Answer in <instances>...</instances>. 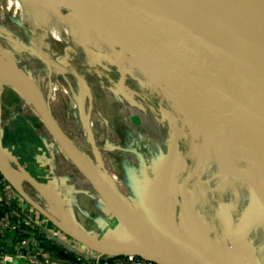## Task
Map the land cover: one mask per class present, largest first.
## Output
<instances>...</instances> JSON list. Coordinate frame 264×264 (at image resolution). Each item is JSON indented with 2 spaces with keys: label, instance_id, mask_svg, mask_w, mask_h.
<instances>
[{
  "label": "bare ground",
  "instance_id": "obj_1",
  "mask_svg": "<svg viewBox=\"0 0 264 264\" xmlns=\"http://www.w3.org/2000/svg\"><path fill=\"white\" fill-rule=\"evenodd\" d=\"M115 1L136 13L141 12L147 18L160 19L174 26L209 51L264 77V70L260 68L264 65V61L260 60L262 59L260 56L264 54V0H257L256 4L254 0H245V2L242 0ZM3 9L16 15L18 23L30 31L38 48L42 49L45 46L49 50L51 59L46 57L47 53L41 49L38 52L41 53L42 58L47 59L51 67L56 69L55 72H67L66 67L58 62L70 50L82 54L90 65L101 64L104 68H115L119 74L116 81L117 90L123 92L134 106L136 102L133 101V97L140 96V93L144 94V98H149L148 100L155 99L161 115L160 120H165L169 124V129L171 128L175 133V137L179 139L183 147L178 149L176 146L164 143L170 155L166 160L163 156L161 160L165 175H162L163 179L161 178L159 182L157 180L151 183L146 189V193L150 190L151 195L153 194V201L156 200L155 207L152 208L154 205L152 199L150 201L148 199V204L142 205L134 201L131 196L123 194L118 175L103 169L98 152L93 153L94 161L67 140L68 153L87 170L90 184L98 190L106 206L115 203L118 211L124 213V216L130 213L138 217V221L132 222L133 225L130 224L131 226L128 227L130 235L122 244L114 242V239L99 241L90 235L80 234L73 228L71 231L103 250L139 251L153 259L156 258L154 253L164 256H183L196 262L198 258L195 259L192 236L189 239L181 236L184 227L191 231L198 230L192 231L194 234L197 232L208 234L207 240L212 245L210 256L213 259L225 258L226 264L241 262L246 264L247 259L250 258L249 255L253 256L255 252L258 253L260 264H264V248H262L264 247V207L260 203L264 201V194L256 196L254 191L255 196L252 195L255 182L261 185L262 190L264 189V117L242 101L229 96L225 89L211 81L208 75L172 68L127 44L128 40L135 45L143 46V41L135 32L125 27L120 17L104 10L100 4L87 0H0V11ZM253 11H256V17L251 14ZM138 17L142 23H145V17L142 18L141 15ZM0 37L7 41H16L1 30ZM242 43L254 46L255 52L242 46ZM252 58H255L254 61L251 60ZM14 62L10 53L0 44V66L2 68L3 64L13 66ZM18 80L27 91L28 99L36 108H40L42 100L39 93L31 87L30 81L23 77H19ZM126 81L136 87L140 93L125 86ZM76 83L75 89L65 88V94L73 105L78 103L75 92L80 91L83 94V91L88 88L83 74L76 75ZM227 98L235 100L234 102L244 114L234 107L227 106L223 102ZM138 107L143 110V107ZM233 109L239 120L244 121L245 126L241 129V134L248 139L252 152L250 154L255 155L258 162V170H254L255 173L252 172L253 179L250 180L248 179L249 171L246 172L249 167L247 156L234 154L224 156V165H219L215 162V155L203 147L202 131L208 132L211 140L212 134L215 133L206 127L212 124L217 130V124L222 122L224 117H229ZM207 110H217L216 112H220V115L213 117ZM53 128L59 141L62 142L64 137L60 136L59 129L55 125ZM230 128L235 132L240 130L236 131L234 126ZM205 138L207 139L206 136ZM64 140L66 141L65 138ZM138 140L143 144L155 143L149 137ZM220 140H222L221 137ZM224 141L228 142L226 136ZM156 147L159 148V146ZM218 165L223 169L221 168L222 170L217 173ZM184 175L191 177L192 181H195L194 184L199 181L207 185V192L203 199L199 193H195L192 186L194 196L189 195L188 189L181 182ZM168 187L170 188L167 196L170 192L172 195L176 194L175 198L179 201L175 202L177 207L165 204L161 198L162 193L166 194ZM235 188L242 191L244 202L243 198L240 200V194L235 193ZM224 202L226 204H222ZM209 205H222L220 221L212 219ZM251 205L254 206L255 213L251 212ZM225 208L234 214L230 225L226 224V218L222 215ZM111 211L114 213V210ZM53 214L59 221L64 219L59 214L54 212ZM254 217H259L262 225V231L261 228L259 229L263 242L261 245H250L251 236L241 229L248 222L250 224ZM203 220L204 227L200 223ZM122 229L119 225L117 233L126 232ZM129 239L132 243L128 242ZM125 243L128 244L124 245ZM179 248H183L184 251L180 252Z\"/></svg>",
  "mask_w": 264,
  "mask_h": 264
},
{
  "label": "rangeland",
  "instance_id": "obj_2",
  "mask_svg": "<svg viewBox=\"0 0 264 264\" xmlns=\"http://www.w3.org/2000/svg\"><path fill=\"white\" fill-rule=\"evenodd\" d=\"M254 1L256 4L257 0ZM255 8L257 10L256 6ZM157 20L161 21L160 19ZM0 30L5 35L12 38V40H16L15 42L11 40L7 41L5 38L0 37V44L8 53H10L15 61L14 65L24 75L33 80L34 86L45 103L51 118L55 121L64 135L75 147L82 150L83 153L87 154L90 159H93L94 161L93 153L98 152L100 159L102 160L103 169L105 168V170L114 172L118 175L120 183L123 185H121V187L124 191V195L131 196L134 201L139 202L142 205L148 204V199L149 201L152 199V203L154 204L152 208H154L156 200L154 199L153 201V194L151 195L150 190L149 193H146V189L149 188L151 183L157 180L159 182L162 175H165L162 171L161 160L163 156H165L166 160L169 153L165 148L164 143L176 146L178 149L183 148L179 139L175 137V133L171 128L169 129V124H167L165 120H160L161 115L158 111L157 101L155 99L148 100L149 98H144V94L140 93L136 87L126 81L125 86L130 87L135 90L136 93L141 94L140 96L135 95L133 97V101L136 102V105L134 106V104L126 98L123 92L117 90L116 81L118 80L119 74L115 68H104L101 64L90 65L86 62V59L82 54H77L73 50L68 51V54L58 62L61 66L66 67L67 72H55L56 69L49 65L47 59L41 57V53L38 52L41 48H38L37 45H35L30 31L23 28L18 23L16 15H13L9 10L7 11L6 9H3L0 11ZM243 45L250 51L255 52V48L251 44L242 43V46ZM41 50L44 53H47L46 57L51 59L49 56V50L45 46H43ZM260 57L262 58L260 60L264 61V54ZM254 59L255 58H252L251 60L254 61ZM88 66H90V68ZM260 68L264 70V65ZM77 74H83L87 81L88 88L83 91V94H81L80 91L75 92L74 95L75 98H77L78 103L73 105L65 94V88H77L75 87V84H77ZM3 77H5V71L2 70V67L0 66V98L2 102H4L6 109L9 110L7 117L11 122L12 130L16 128L17 130H22L25 134H34L33 136L38 138L35 145H42V141H44L45 144L53 147L56 155H60V157L62 156L68 160L49 127L42 119L39 110L35 107L34 103L28 99L27 91L20 80L15 77H11L12 81L9 79L5 80ZM234 101L235 100L227 98L223 102H225L227 106L234 107L244 114V112L241 111L242 109H239ZM11 103L19 106L18 108L21 109L17 110L13 105L14 108L11 107ZM138 106L143 107V110ZM216 111L217 110H211L209 111V114H212L213 117H218L220 112L217 113ZM233 126L236 131L240 129L239 132H235L230 128ZM244 126V121L239 120L238 115L233 109L229 117H224L222 122L217 124V130H215V127L212 124L206 127L215 133L212 134L211 140L208 132L202 131L201 135L204 149L207 151L209 150L215 155V162H218L219 165H224L225 157L228 155L231 156L234 154L237 156H247L248 158H246V160L249 167L246 169V172L248 173L249 171L250 176H248V179L250 180L253 179L251 175L252 172L255 173L254 170H258V162L256 156L250 154L251 150L248 145V139L241 134V129H244ZM215 135H217V137ZM225 136L228 142L224 141ZM148 137L155 143L145 142L143 144L138 140L140 138L147 139ZM220 137L222 140H220ZM62 140L61 145L68 152L69 146L67 139L65 141L63 138ZM156 146H159V148ZM0 154L7 157L1 151ZM59 158L57 159V164L55 163L56 172L62 175L63 173L70 171L80 179L81 175L74 165L71 163L72 166L68 169L65 164L60 163L62 161H60ZM63 158L62 160H64ZM6 159L9 162L10 158L7 157ZM219 165L217 173L223 169ZM165 179H167V177ZM181 182L186 186L191 197L194 196L191 186L195 193H199L202 199L205 197L207 185L203 184V182L197 181L195 183L196 187H194L195 181H192L191 177H188L187 175L182 177ZM169 188L170 187L166 189L165 195L161 192L163 195L161 198L164 200L165 204L177 207L179 201L175 198L176 194L173 193L172 195L170 192L169 196H167ZM253 188V196H255V194L256 196H261V193L264 194V189H261V185L258 182H255ZM236 192L240 194V200L243 198L244 202L242 191L239 188H235V193ZM260 203L264 207V201ZM114 204L115 203H112L108 206L109 210H114L116 217L118 215V224L126 231L125 233L130 235L128 227L131 226L130 224H132V222H137L138 217L131 215L130 213L129 215L124 216L125 214L120 213L116 207L117 205L115 204V206ZM222 204H226V202ZM220 206L209 205L208 209L214 221H220ZM259 206L260 205L258 204V207ZM250 207L251 212L255 213L256 210L254 209V206L251 205ZM152 210L154 211V209ZM52 211L57 215L59 214V216L61 215L64 217V219L62 218V220H58V222L68 230L73 228L80 234L90 235L79 230L74 222L67 217L65 212L62 213V208L56 207ZM173 211L175 215L176 209L174 208ZM244 213H246L245 208ZM222 215L226 218V224L230 225L234 215L233 212L225 208L222 211ZM150 216L152 217L151 210ZM200 223L201 226L204 227L205 221H200ZM118 226L116 227V231ZM260 228L262 231L259 217H254L250 224L248 222L241 227V229L247 231V234L251 236L250 245H261L263 243L261 241ZM190 231L191 230L183 227L181 236H186L187 239L192 236V241L194 243L193 250L196 253L197 258L200 259L199 262H203L204 264H226L225 258L213 259V257L210 256L212 255V252H210L212 245L211 242L207 240L208 234H206V232H197L194 234L192 231L196 232L198 230ZM114 242L118 241L115 240ZM128 242L132 243L130 239ZM127 244L128 243H125L124 245ZM262 248L264 247L262 246ZM251 256L252 255L250 254V258L247 259L248 262L246 264H260L258 253L256 254L253 252V256ZM240 264H244V262H241Z\"/></svg>",
  "mask_w": 264,
  "mask_h": 264
},
{
  "label": "crops",
  "instance_id": "obj_3",
  "mask_svg": "<svg viewBox=\"0 0 264 264\" xmlns=\"http://www.w3.org/2000/svg\"><path fill=\"white\" fill-rule=\"evenodd\" d=\"M255 12H251L254 17ZM10 105L17 110L21 109L13 103ZM8 112L0 98L2 152L10 158L9 163L11 165L12 162L13 168L24 169L32 176L42 192L23 181L21 186L27 198L0 171V205L6 208L3 213L8 214V226L5 234L0 236V245L12 257L13 264H103L105 254L70 236L46 213L52 215V210L60 207L79 230L100 240L114 239L117 218L80 172V179L70 171L62 175L56 172L55 163L60 155H56L53 147L45 144L42 139V145H34L33 150L24 151L28 157L25 162L14 154L13 147L3 146L4 132L12 130ZM61 157L60 163L69 169L71 162ZM23 240L26 242L23 243Z\"/></svg>",
  "mask_w": 264,
  "mask_h": 264
},
{
  "label": "water",
  "instance_id": "obj_4",
  "mask_svg": "<svg viewBox=\"0 0 264 264\" xmlns=\"http://www.w3.org/2000/svg\"><path fill=\"white\" fill-rule=\"evenodd\" d=\"M96 4H100L104 10L115 14L123 21L125 27L135 32L137 36L143 41V46H138L132 42H128L130 46L139 50L140 52L172 67L184 72H200L222 86L227 94L239 101H242L251 109L256 111L262 117H264V77L255 74L254 72L241 67L223 56H220L214 52L209 51L196 40L186 35L184 32L178 30L174 26L157 19L147 18L141 12L136 13L134 10L116 2L115 0H87ZM240 3V2H239ZM146 18L145 23H142L139 15ZM122 40H124L122 38ZM125 41V40H124ZM126 42V41H125ZM2 70L5 71V77L3 79L11 80V77L19 78L23 77L30 81L31 87L37 91L34 86L33 80L24 75L15 65L3 64ZM12 81V80H11ZM40 96V95H39ZM41 98V97H40ZM42 100V98H41ZM44 122L49 127L51 133L58 142L61 150L64 152L68 160L74 165V167L89 181L87 170L80 164V162L71 156L61 145L58 137L55 134L53 125L60 131V136L69 140L64 133L60 130L55 121L51 118L45 103L42 100V106L37 108ZM60 142V143H59ZM69 142H71L69 140ZM0 150L2 148L0 145ZM3 153V152H2ZM0 171L4 176L21 192H23L21 182L25 181L30 183L36 190L41 191L39 183L30 176L24 169L13 168L8 160L0 154ZM20 174V175H19ZM90 183V182H89ZM95 189V188H94ZM100 198V193L95 189ZM23 194L27 196L24 192ZM27 198H29L27 196ZM104 201V200H103ZM33 203L38 207L34 201ZM105 203V202H104ZM44 211V210H43ZM113 212V211H112ZM46 213V212H44ZM55 224L61 229L67 232L70 236L77 239L81 243L88 247L98 251L101 254L109 255H127L137 254L146 256L143 252L139 251H123V250H103L95 246L89 240H86L78 233L68 230L62 226L58 220L52 215L46 213ZM114 214V213H113ZM115 215V214H114ZM116 217V215H115ZM117 218V217H116ZM119 222V219L117 218ZM129 234L116 233L114 240L118 242H125L128 240ZM99 241H103L97 239ZM180 252L184 251L183 248H179ZM155 259H152L157 264H204L199 262V258L196 262L186 259L185 257H175L171 255H158L154 253ZM147 257V256H146ZM197 256L195 257V259Z\"/></svg>",
  "mask_w": 264,
  "mask_h": 264
},
{
  "label": "built area",
  "instance_id": "obj_5",
  "mask_svg": "<svg viewBox=\"0 0 264 264\" xmlns=\"http://www.w3.org/2000/svg\"><path fill=\"white\" fill-rule=\"evenodd\" d=\"M8 226V214L3 213L0 217V236L5 234L6 227ZM26 241L23 240V243ZM105 260L103 264H157L152 259L137 254H127V255H109L105 254ZM0 264H13L12 257L0 245Z\"/></svg>",
  "mask_w": 264,
  "mask_h": 264
},
{
  "label": "trees",
  "instance_id": "obj_6",
  "mask_svg": "<svg viewBox=\"0 0 264 264\" xmlns=\"http://www.w3.org/2000/svg\"><path fill=\"white\" fill-rule=\"evenodd\" d=\"M37 138L32 136L31 133H23L22 130H8L5 131L2 136V144L5 147H13L14 154H16L22 162L28 160L27 154L24 151L33 150L34 145L36 144ZM35 160V159H34ZM33 161V159L31 160ZM0 177L1 174H0ZM6 208L0 205V217L3 215V212Z\"/></svg>",
  "mask_w": 264,
  "mask_h": 264
}]
</instances>
